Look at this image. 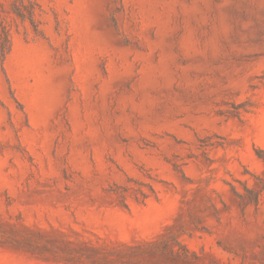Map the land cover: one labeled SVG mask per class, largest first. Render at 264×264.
Masks as SVG:
<instances>
[{
    "label": "rangeland",
    "instance_id": "obj_1",
    "mask_svg": "<svg viewBox=\"0 0 264 264\" xmlns=\"http://www.w3.org/2000/svg\"><path fill=\"white\" fill-rule=\"evenodd\" d=\"M0 264H264V0H0Z\"/></svg>",
    "mask_w": 264,
    "mask_h": 264
}]
</instances>
